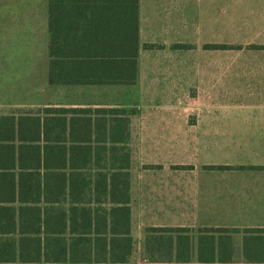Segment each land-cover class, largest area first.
Segmentation results:
<instances>
[{
	"label": "trees",
	"instance_id": "trees-1",
	"mask_svg": "<svg viewBox=\"0 0 264 264\" xmlns=\"http://www.w3.org/2000/svg\"><path fill=\"white\" fill-rule=\"evenodd\" d=\"M46 2L51 85L136 84L140 0ZM135 113L43 107L0 116V264H130L131 147L118 144ZM237 233L149 227L144 248L151 264H190L194 254L199 264H232Z\"/></svg>",
	"mask_w": 264,
	"mask_h": 264
},
{
	"label": "crops",
	"instance_id": "crops-1",
	"mask_svg": "<svg viewBox=\"0 0 264 264\" xmlns=\"http://www.w3.org/2000/svg\"><path fill=\"white\" fill-rule=\"evenodd\" d=\"M238 4L248 8L235 20L238 37L246 39L237 42L229 41L230 0H140L136 84L51 85L47 67V86L113 101L31 109H136L128 142L118 144L131 147L132 237L138 220L145 234L149 227L237 229L232 264H264V0ZM148 44L161 47L147 49ZM207 44L232 47L207 49ZM230 53L252 58L235 68L241 104L191 117L187 104L182 105L191 98L182 96L181 87L197 81L198 69L212 75L216 68L209 61L199 68L198 55L228 59ZM248 229L262 232H244ZM190 264H199L196 254Z\"/></svg>",
	"mask_w": 264,
	"mask_h": 264
},
{
	"label": "rangeland",
	"instance_id": "rangeland-1",
	"mask_svg": "<svg viewBox=\"0 0 264 264\" xmlns=\"http://www.w3.org/2000/svg\"><path fill=\"white\" fill-rule=\"evenodd\" d=\"M248 7L239 6L238 0H230L229 41H243L238 37L237 22L239 11ZM46 0H0V115L15 109H28L43 104H73L89 101H113L111 96H83L68 93L61 87L47 86L48 45L50 33L47 23ZM221 41V39H219ZM226 40V39H224ZM246 40V39H245ZM200 48V46H199ZM186 49V48H185ZM184 50V55H188ZM198 67L205 61L216 65L212 75L198 69V79L191 85H183V101L190 109L191 117L196 113L235 109L240 102L237 95L239 77L235 73L241 62L252 60L238 53L224 56L199 54ZM213 56V57H210ZM189 60V56L186 57ZM229 67V68H228ZM219 69V70H217ZM244 84V80H241ZM96 99V100H95ZM221 139V137H215ZM135 221L134 238L136 252L130 264H150L144 248L146 234ZM242 236V234H240ZM240 236V237H241ZM236 238L239 235L235 236Z\"/></svg>",
	"mask_w": 264,
	"mask_h": 264
}]
</instances>
